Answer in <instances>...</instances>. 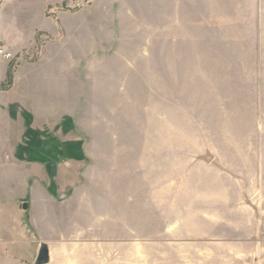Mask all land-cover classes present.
<instances>
[{
    "label": "rangeland",
    "instance_id": "1",
    "mask_svg": "<svg viewBox=\"0 0 264 264\" xmlns=\"http://www.w3.org/2000/svg\"><path fill=\"white\" fill-rule=\"evenodd\" d=\"M93 1L0 0V21L17 24L15 20L27 17L21 6L28 4L32 11L25 25L20 26L24 36L31 33V26L53 29L51 24L61 34L54 12L83 9L98 25L82 28L80 75L68 77L81 87L83 104L89 100L88 106L82 105L78 111V116L86 120V129L92 124L90 113H96L102 129H106L112 117L125 118L127 114L128 123L123 131L138 134L129 140L134 144L131 146L161 147L163 153L176 148L180 167L195 168L207 163L211 170L218 171L225 164L229 172L241 179V186L236 187L242 193L239 210L226 212L225 234L173 235L163 240L172 244L173 250L163 247L161 264H193L197 259L223 258L241 260V264H264V20L251 19L249 12H242L241 18L226 19L215 18L216 12H209V17L194 12V25L187 27L190 20H186L185 12L162 10L138 14L133 24L119 26L116 9L99 11L95 5L90 6ZM15 3L20 7L14 9ZM42 8L51 23L38 14ZM121 13L132 15L127 10ZM104 22H114L116 26H105ZM34 36L28 49L18 52L6 65L1 64V89L10 82L20 57L35 54L45 42L59 40V35L39 30H34ZM116 63L124 68L118 92L115 86L107 89V74H97ZM104 84L106 93L102 91ZM116 95H124L129 105L110 106ZM95 99L104 100H98L100 105L94 107ZM68 115L54 130L57 137L46 135L39 140L25 129L14 140L16 155L27 159L35 171L56 185L68 180L82 183L86 177H95L97 171L89 156L79 157L81 143L89 146L91 139L78 135V128ZM19 125L34 126L29 120H21ZM126 140L113 142H120L121 147ZM28 145L33 146L26 153L22 149ZM71 159L80 160L77 171L74 165L62 164ZM233 166L240 169L235 168L234 172L230 170ZM105 172L98 170V177L105 178ZM130 178H137L136 167L130 170ZM66 184L55 195L56 199L69 195L74 186ZM129 204L125 217L129 232L114 236V264H159L153 257L151 229L146 227L145 234L142 233L136 201ZM27 207L28 203L22 209L21 201H17L15 208L22 215L17 225L28 226ZM213 230L217 228H210ZM183 257L187 258L185 262Z\"/></svg>",
    "mask_w": 264,
    "mask_h": 264
},
{
    "label": "crops",
    "instance_id": "2",
    "mask_svg": "<svg viewBox=\"0 0 264 264\" xmlns=\"http://www.w3.org/2000/svg\"><path fill=\"white\" fill-rule=\"evenodd\" d=\"M93 5L99 11L116 9L119 26L133 24L138 14L162 10L185 12L186 20H190L186 22L187 27L194 25V12H202L203 17L216 12L215 18L223 19L241 18L242 12H249L251 19L264 20V0H94L90 6ZM13 6L14 9L20 7L17 3ZM21 7L27 13L26 18L15 20V25L0 21V42L9 51L16 56L28 49L35 37L34 30L59 35V40L45 42L35 54L20 57L7 87L0 88V264H36V253L41 244L48 251V261L44 264H114V236L129 232L125 219L130 201H136L142 233L145 234L146 227L151 229L153 257L159 264L163 247L173 250V245L163 240L173 235L214 232L224 235L226 212L239 210L242 193L236 187L241 186V179L229 172L225 164L218 171L211 170L207 163L191 169L180 167L176 148L163 153L161 147L131 146L134 144L129 140L138 134L123 131L124 124L128 123L127 114L125 118L112 117L106 129H102L98 126L96 113L94 116L90 113L92 124L87 130L86 120L78 116V111L82 105L87 107L89 100L83 104L81 87L68 76L80 75L82 28L97 26L98 22L87 17L83 9L55 11L61 34L51 24L53 29L31 26L32 31L26 37L20 26L25 25L32 9L28 4ZM43 9L38 14L51 23ZM125 10L132 11V15L121 13ZM2 11L0 9V13ZM103 25L116 26L114 22ZM123 73L124 68L119 63L109 64L107 71L97 72L107 74V89L115 86L117 92L122 86ZM3 77L4 74L0 75V81ZM104 86L102 91L106 93ZM123 97L116 95L114 99L113 96L109 105L128 106L129 100L125 101ZM98 100L104 99H95L94 107L100 105ZM67 114L73 118L78 135L91 139L89 146L81 143L79 157L89 156L95 161L97 171L95 177H86L82 183L68 180L56 185L35 171V166L27 159L16 155L17 142L14 140L17 133H24L25 129H29L28 134L33 138L57 137L53 132ZM21 120H29L34 126H21ZM113 139L127 140L125 146L120 147V142L114 143ZM32 146L22 150L25 152ZM238 155L239 163L241 153ZM79 159L62 164L65 167L74 165L77 171ZM135 167L137 178H130V170ZM235 168L240 169L233 166L230 170L237 172ZM98 170L106 171L105 178L98 177L101 175ZM31 175L38 178L31 179ZM66 183L74 187L69 195L56 199L55 195ZM18 200L22 209L27 203L29 205L28 226L17 225L18 219L22 218L21 211L15 208ZM210 228L217 230L210 231ZM163 235L167 237L163 239ZM205 247L208 249L207 245ZM182 259L185 262L187 258ZM211 263L241 264V260L197 259L193 264Z\"/></svg>",
    "mask_w": 264,
    "mask_h": 264
},
{
    "label": "water",
    "instance_id": "3",
    "mask_svg": "<svg viewBox=\"0 0 264 264\" xmlns=\"http://www.w3.org/2000/svg\"><path fill=\"white\" fill-rule=\"evenodd\" d=\"M48 261V251L47 247L44 244L40 245V248L38 250L35 263L36 264H44Z\"/></svg>",
    "mask_w": 264,
    "mask_h": 264
},
{
    "label": "built area",
    "instance_id": "4",
    "mask_svg": "<svg viewBox=\"0 0 264 264\" xmlns=\"http://www.w3.org/2000/svg\"><path fill=\"white\" fill-rule=\"evenodd\" d=\"M15 58V55L9 51L1 42H0V62H10Z\"/></svg>",
    "mask_w": 264,
    "mask_h": 264
}]
</instances>
